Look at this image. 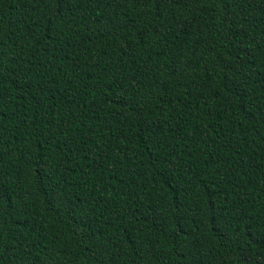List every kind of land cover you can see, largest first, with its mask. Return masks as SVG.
Wrapping results in <instances>:
<instances>
[{
  "label": "trees",
  "instance_id": "obj_1",
  "mask_svg": "<svg viewBox=\"0 0 264 264\" xmlns=\"http://www.w3.org/2000/svg\"><path fill=\"white\" fill-rule=\"evenodd\" d=\"M0 264H264V0H0Z\"/></svg>",
  "mask_w": 264,
  "mask_h": 264
}]
</instances>
